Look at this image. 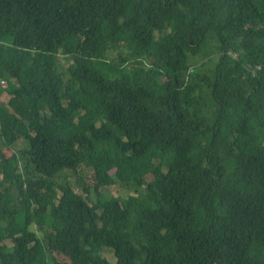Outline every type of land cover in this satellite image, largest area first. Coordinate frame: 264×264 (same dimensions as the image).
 Listing matches in <instances>:
<instances>
[{"label":"trees","instance_id":"16d2710c","mask_svg":"<svg viewBox=\"0 0 264 264\" xmlns=\"http://www.w3.org/2000/svg\"><path fill=\"white\" fill-rule=\"evenodd\" d=\"M0 80V264H264V0H0Z\"/></svg>","mask_w":264,"mask_h":264},{"label":"rangeland","instance_id":"374dc122","mask_svg":"<svg viewBox=\"0 0 264 264\" xmlns=\"http://www.w3.org/2000/svg\"><path fill=\"white\" fill-rule=\"evenodd\" d=\"M217 61H218L217 56H213V57H211L209 59L201 60L199 62H196V60H193L191 62L194 63V69L193 70L197 69L199 72H205L206 74L211 75L213 69L215 68V66L217 64ZM62 63H65V67H66V65H67L66 61H63ZM65 67H62L61 69L63 71H65V69H66ZM1 100L3 102H8L9 96L7 95V93H4L2 95ZM23 143H24L23 141H20L19 143H17L15 145V147L19 146V145H23ZM2 149L6 150V149H4V146L2 144V139L0 137V150H2ZM6 153H7V155H10V153H8V152H6ZM82 175L85 176L86 182H87V184L89 186L95 185L96 182H95V179H94V175L92 174L91 171L84 170ZM101 192H103V193L108 192V193H110L111 195H113L115 197H119L121 200L127 199V203L129 204V206L131 208H134V206L136 205V203L138 201L136 199L137 197L133 196L134 195L133 191L125 189V188H123V187H121L119 185L103 188V189H101ZM92 198L94 200L96 199V193L94 191L92 193ZM46 201H49L52 204L58 205V199L55 198V197H49L48 196V197H46ZM20 234H22V233H19V235ZM101 255L106 257V259L112 264H115L117 262V259H116L115 255H114V252H113L112 249H108V248L104 249L103 252L101 253Z\"/></svg>","mask_w":264,"mask_h":264},{"label":"built area","instance_id":"2783aa9c","mask_svg":"<svg viewBox=\"0 0 264 264\" xmlns=\"http://www.w3.org/2000/svg\"><path fill=\"white\" fill-rule=\"evenodd\" d=\"M5 81H0V88L4 87L5 86Z\"/></svg>","mask_w":264,"mask_h":264},{"label":"bare ground","instance_id":"6f19581e","mask_svg":"<svg viewBox=\"0 0 264 264\" xmlns=\"http://www.w3.org/2000/svg\"><path fill=\"white\" fill-rule=\"evenodd\" d=\"M1 81V80H0Z\"/></svg>","mask_w":264,"mask_h":264}]
</instances>
